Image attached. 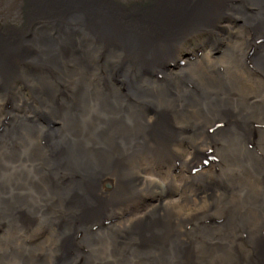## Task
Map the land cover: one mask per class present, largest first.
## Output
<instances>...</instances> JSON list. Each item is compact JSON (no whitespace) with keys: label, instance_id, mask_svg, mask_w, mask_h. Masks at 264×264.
<instances>
[{"label":"bare ground","instance_id":"6f19581e","mask_svg":"<svg viewBox=\"0 0 264 264\" xmlns=\"http://www.w3.org/2000/svg\"><path fill=\"white\" fill-rule=\"evenodd\" d=\"M16 2L0 264H264V0Z\"/></svg>","mask_w":264,"mask_h":264},{"label":"rangeland","instance_id":"374dc122","mask_svg":"<svg viewBox=\"0 0 264 264\" xmlns=\"http://www.w3.org/2000/svg\"><path fill=\"white\" fill-rule=\"evenodd\" d=\"M17 0H0V30L3 28V27H5L7 24H10V25H14V23H17L18 22V19H15L16 18V16H17V9H15V3L17 4V2H16ZM114 1H116V2H119V3H123L124 5H126V4H130L131 2L133 3V5H134V8H132L133 9V11H140V10H136V9H138L137 7H138V4H137V2L136 1H142L143 2V0H114ZM124 12H125V14L124 15H126L127 16V10H124ZM30 22V24L26 27V30H28V31H30V29H31V26L33 25L32 23H36L34 20H33V18H32V20H30L29 21ZM25 30V31H26ZM1 32H3L4 33V31H2L1 30ZM39 32H41V31H38V30H35L34 29V31L33 32H31V33H33L34 34V36H38V33ZM48 32V31H47ZM20 34V33H19ZM27 34H29L28 35V38L29 37H32L31 35H30V33H25V34H23V32H22V34H21V36H22V39H21V45L22 46H20L22 49L23 48H26V52H29V51H31L32 52V50H33V48H35L34 50L36 51V53L39 51V49H38V46L36 45V44H34L32 41H29V40H26L25 39V37H26V35ZM28 50V51H27ZM36 56V54L34 55V57ZM178 56H179V58L180 57H182L181 55H179L178 54ZM181 59H183V57L181 58ZM184 60V59H183ZM183 60H180V64H182L183 65ZM193 61V59L192 58H190V59H187V61H186V64H188V63H190V62H192ZM26 97H28V96H26ZM12 101H14V100H12ZM12 105H13V103H12ZM0 112H5V108H2L1 106H0ZM28 112H36V111H34L33 109H28ZM204 166H206V164L204 165ZM178 175H180V174H178ZM145 190V189H144ZM144 195H142L139 199H140V204L142 205L143 204V206H145L146 208H148V207H152V206H154L156 203H157V200H155V198H157V196H156V194L154 193V192H152L151 194L149 193V192H145V193H143ZM152 199H154V201H152ZM155 202V203H154ZM147 205V206H146ZM173 206L175 207V205H172V209H173ZM145 207H143V208H140L141 209V211H135L134 209H131L130 211L131 212H133V213H128L127 214V220H129L130 222L131 221H133V220H135L136 221V218H138V216H140V213L145 209ZM194 208V207H193ZM193 208L190 206L189 207V209L190 210H193ZM183 209V211H187V208H182ZM166 215H168V213H163L162 211H161V213H160V211H159V216H160V218L161 217H165ZM172 214H169L168 216H171ZM170 221V220H169ZM128 223V222H127ZM129 224H132V223H129ZM128 241V240H127ZM129 243H130V246L129 247H131L132 248V246H134L135 245V243L133 242V241H129ZM133 249V248H132ZM136 252L137 251H135V249H133V251H130L129 249H128V247H127V253L128 254H130V255H132V256H134V254H136ZM127 264H131V263H127Z\"/></svg>","mask_w":264,"mask_h":264}]
</instances>
